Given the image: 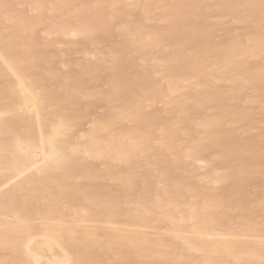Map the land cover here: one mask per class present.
Segmentation results:
<instances>
[{"label": "bare ground", "instance_id": "6f19581e", "mask_svg": "<svg viewBox=\"0 0 264 264\" xmlns=\"http://www.w3.org/2000/svg\"><path fill=\"white\" fill-rule=\"evenodd\" d=\"M0 264H264V0H0Z\"/></svg>", "mask_w": 264, "mask_h": 264}]
</instances>
